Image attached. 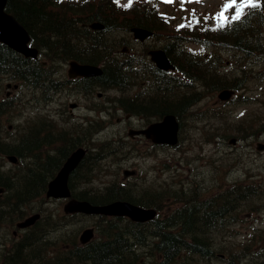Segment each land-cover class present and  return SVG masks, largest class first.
<instances>
[{"label":"trees","instance_id":"16d2710c","mask_svg":"<svg viewBox=\"0 0 264 264\" xmlns=\"http://www.w3.org/2000/svg\"><path fill=\"white\" fill-rule=\"evenodd\" d=\"M104 2L116 3L117 1L105 0ZM53 3L54 0H8V10L27 27L34 45L48 50L47 59L50 62L48 66H51V69H45L46 66L39 60L23 58L22 55L0 43V76L8 75L20 79L25 86L37 90L45 74L49 77L48 87L53 90L55 82L51 79V74L54 72L56 61L77 58L80 61L91 63L104 62V72L101 77L97 78L107 80L110 87H132L133 85L127 84V81L133 84L137 73L142 72L136 70L139 63L133 59L128 62L121 60L110 51V44L103 36L99 35L98 38L95 36L91 41H84L79 36L80 32L75 28L74 18L60 15L52 8ZM254 3L260 5L259 10H264V0H255ZM248 10L249 8H245L241 19L232 20L227 27L221 28L220 32L223 36L235 33L236 39L232 40L235 48L252 55L254 51H258L256 46L250 48L249 44L253 39L246 44L243 42H246L251 34L259 33L258 24L264 21V15L261 14L257 18L255 15L251 17L248 15ZM133 24L135 20H129V24L127 21L125 26L129 27ZM196 33L200 39H206L209 34L202 31H196ZM90 42L91 45L84 49L90 52L85 56L79 50L80 46L88 45ZM175 46L177 42L171 43L166 50L172 56L176 66L187 67L190 77L216 86L226 84L221 77L224 74L217 71L216 66H212L214 61L205 65V62H202L204 59L195 58L189 53L186 54V59L182 60L180 53L178 54V51L174 49ZM148 68L149 73L156 74L158 87H174L172 74L159 71L153 63ZM158 76L163 78L159 79ZM93 82L91 83L92 89H94L93 85L98 84L103 88L109 87L106 83ZM188 97V93L176 94L174 92L172 97L165 94L162 98L159 93L150 103L137 104V99H131L124 105L129 110L136 111L135 108H141L162 115L170 111L179 112L183 106H189L191 98L187 99ZM9 104L10 102L1 98L0 95V154H16L20 161L11 168H4L0 163V186L4 188L3 193L0 194V227L14 226L17 220L35 210L34 204L37 205L39 202L42 204L45 200L49 180L57 173L69 152L72 151L70 149L73 148L72 143H69L54 149L59 139L71 142L70 140L74 137L77 140L76 143L80 142V136H78L80 129H77L75 136L61 133L59 138V132L57 133L53 126L46 129L38 127L25 129L19 138L4 136L2 117L7 112ZM96 124H94L93 132L99 128ZM109 149L110 145L97 146L94 153L88 154L83 160L76 171V178L73 177L75 173L73 174L71 187L76 197L88 199L93 203H106L119 198L134 200L129 190L117 184L93 190V192L77 185V181L81 178L87 179L93 170L95 173L99 169V160L107 153L114 151ZM137 201L142 203L141 200L137 199ZM37 210L45 211L42 206ZM203 210L199 208L191 211L187 206L180 207L174 211L173 216L157 217L153 222L146 224H138L129 220L121 222L124 219L107 221L105 223L107 227L103 231L106 235L104 239L84 246L77 244L76 255L72 253L73 249L70 247L68 250L63 248L56 264H76L78 261H89V264H200L199 257H204L212 251L208 236L197 231L198 227L203 225L200 219ZM56 225H58L56 219L51 213L45 211L43 218L38 220L33 227ZM40 242L33 233L28 235L25 239V251L30 250L31 252ZM23 249V243H17L5 258V264H27L28 260L30 264L34 259H37V264H55V260L47 261L42 257L35 258L31 254L24 256L22 255ZM255 264H264V261Z\"/></svg>","mask_w":264,"mask_h":264},{"label":"rangeland","instance_id":"374dc122","mask_svg":"<svg viewBox=\"0 0 264 264\" xmlns=\"http://www.w3.org/2000/svg\"><path fill=\"white\" fill-rule=\"evenodd\" d=\"M61 4H66L68 1L74 3L88 2L94 3L97 0H57ZM122 6H137L140 10H149V8H157L160 17H157V23L167 20L168 24L164 22V26L160 29V34L175 33V32H187L194 33L196 31H208L213 33L218 31L217 16L225 4L229 3V0H118ZM241 3V0H236V4ZM88 4V5H89ZM87 5V6H88ZM144 6V7H143ZM235 5L230 6L224 12V16L227 17V23L231 19V16L235 14ZM159 19V20H158ZM224 17L220 22H223ZM158 34L154 39L149 40L146 44L156 45L161 44L166 40V37ZM126 43L132 41V36L127 34L125 36ZM134 44V43H133ZM189 48L194 49L197 52H209L219 55L221 62L219 63L218 70L225 73V79H233L238 75L236 67L240 64L248 62V58L242 55L236 56L232 52L227 51L228 48H223L216 44L210 47L201 44L197 45L191 42L190 38L185 42ZM132 45V44H131ZM130 46V45H129ZM142 45L134 44L131 46V53H139ZM232 51V50H231ZM136 52V53H135ZM264 53V52H263ZM262 53V54H263ZM235 54V53H234ZM230 61V63H228ZM253 67L247 70L248 78L244 79L243 85L238 89L236 94L241 95L240 99L243 101H234L227 104L220 102L218 98L219 88L216 86H210L204 88L199 94L200 87L195 85L192 89L189 87L190 95L197 94L200 100L196 105L185 115L183 123L182 143L177 148L169 150H148L143 149V145H138V149L134 150L133 147H129L127 150L118 151L113 156L114 163L110 162V159L105 161L104 164L107 167L103 172L99 173V177L94 183H89L85 186H103L105 183H109L112 177H115L120 173L119 178L121 180H133L132 183L143 188L163 189L172 183L177 178H182V181L193 179L197 177L204 180L206 175H210L212 168L218 173L216 168H219L221 173L226 172L225 179L234 180L246 178L248 181L264 180V153L262 158L259 157L257 162H254L252 153L246 151H234V150H249L247 147V140L242 136H237L239 131L243 130L246 126L247 120H253V114L258 118L264 117V57L255 58L252 63ZM206 65V63H205ZM65 72L67 73V65L65 66ZM254 72V73H253ZM213 82L212 80H210ZM216 88V89H215ZM14 97H19L17 104L6 115L5 124L14 123L16 128L10 134V136H18L19 133L25 131L27 125L37 118H42L45 105L39 100V95L32 94L31 89L21 88L15 91ZM5 93V90L4 92ZM107 95H113L109 93ZM60 104L65 100L79 101L81 107L74 112L68 111L72 120H82L86 116H92L97 114L93 109L88 107L89 103H83L79 100V96L75 98V94L72 96L61 94ZM28 99L30 102L28 103ZM104 100H106L104 98ZM102 100L108 106L107 102ZM58 101V100H57ZM57 101L51 103L44 113L58 112L60 105ZM192 113V115H191ZM124 113L119 112L112 119H108V131L103 135V138L110 137L114 131H123L124 124H116L118 118H123ZM116 122V123H115ZM251 122V121H250ZM264 124V120L261 123ZM113 131V132H112ZM111 132V133H107ZM239 139L236 145L229 144L231 138ZM233 154L239 155L237 163L230 159ZM217 156V157H216ZM216 157L215 161H210L208 158ZM5 166L10 167V162L4 160ZM235 164V165H233ZM125 168H136L139 172L135 178H124L122 171ZM209 178V177H208ZM187 184V182H184ZM82 187V186H81ZM41 204V202H39ZM63 201L51 199L49 202L41 204L46 207L47 210L63 213ZM36 205V204H35ZM241 217H245L248 220L249 227L242 229L247 238L241 240L242 235H236L237 242L249 241L251 235L256 232L255 228H264V207L253 211V215L249 214L248 210H242ZM84 218L81 222H85L83 225L92 224L95 218ZM75 222V220L69 221ZM65 228L66 232H70L73 227ZM82 226V225H81ZM2 230L0 229V232ZM68 234V233H66ZM223 239V238H222ZM241 240V241H240ZM221 244H225L224 239ZM256 244H254V248ZM257 248V247H256ZM255 248V249H256ZM212 264H222L219 260H214Z\"/></svg>","mask_w":264,"mask_h":264},{"label":"water","instance_id":"95a60500","mask_svg":"<svg viewBox=\"0 0 264 264\" xmlns=\"http://www.w3.org/2000/svg\"><path fill=\"white\" fill-rule=\"evenodd\" d=\"M7 0H0V40L8 44L17 51L23 52L26 55H37V50L29 46L30 35L26 28L15 19L11 14L5 11ZM136 35L144 37L149 31L134 28ZM158 65L163 68H169L173 65L170 63L165 54L158 58ZM101 71L99 67L94 65H81L75 61L71 62V71L73 75L85 74L91 75ZM179 124L174 115H168L163 121L151 125L145 132L158 142L176 143L178 136ZM85 155V150L79 148L74 151L66 160L56 177L50 181L47 191L48 196L54 197H68L71 195L68 186V179L70 173L77 167L81 159ZM16 160L15 157H10ZM66 211H81L85 213H105L114 215H129L132 219L137 221H146L154 218L156 214L155 209H145L131 204L127 201H115L113 203L104 205H94L86 200L70 199L65 204ZM39 214H35L17 223L18 226H28L35 222ZM93 229L88 228L84 230L81 235L82 241H88L92 236Z\"/></svg>","mask_w":264,"mask_h":264},{"label":"flooded vegetation","instance_id":"af4514ba","mask_svg":"<svg viewBox=\"0 0 264 264\" xmlns=\"http://www.w3.org/2000/svg\"><path fill=\"white\" fill-rule=\"evenodd\" d=\"M103 14V13H102ZM101 21L104 23V25L107 24V19L100 17ZM83 26H86V24H84ZM79 36L84 40V41H91L93 39V35L90 34L89 30L84 31H80ZM145 42V41H144ZM144 42H141V44ZM89 45H84V46H80V49L82 52H84V49L87 47H89ZM88 52V51H86ZM138 60L140 61V65L143 69V71L141 73H137L136 76V80H134V83L131 84L127 81V84L129 85H134V89L132 88H120V87H116V86H112L113 88H116V92L122 93V95H126L132 91H140L139 95L140 96L142 94L143 90H150L153 88V86L156 85L157 81L156 80V74H151L149 73V68L146 64V61L144 60V56L142 53L138 54ZM104 71L101 72V74L93 76H77V77H65L64 74L62 72H56L55 77L57 79V82L59 83H68L70 82L68 85L70 87V91L73 92L75 94V98L77 96H79V100L81 102H85V103H89L91 102V98L90 97V93L92 92V87H91V83L95 80L94 82H101V83H106L107 85L109 84V82L105 79L102 78H97V77H101V75L103 74ZM159 79L163 78L158 76ZM93 82V83H94ZM109 86V85H108ZM110 87V86H109ZM94 88V85H93ZM62 90H59V93ZM104 94V93H103ZM102 94H100L98 97L100 99L104 98L105 95L101 96ZM76 100V99H75ZM139 100H142V98H139ZM107 102V101H106ZM88 104V107H90ZM74 105H76L79 109L81 107V103L78 101L74 102ZM62 111V109H61ZM154 117L149 115V114H145L143 112V110H137L135 112L134 116H131L129 114H124V117L122 119H118V123L120 124H124V129L123 131H120L119 134L121 135L120 137H125L127 143L129 142H133L134 144L137 145H143V149H148L151 150V148H158L159 146L157 144H155L153 141H151L150 139H148L147 137H145L142 134L136 133L137 130H140L144 127H146L148 125V121L153 120ZM156 120V119H154ZM256 126H251V130L248 131L247 133V137H248V144L247 146L250 148V152L251 150L254 152V154H257L256 159L262 158V153H264L263 150H260L261 147L264 148V129H260L259 130V126L257 128H255ZM88 133V132H87ZM133 133V135H132ZM123 134H127V136L123 135ZM256 159H254L256 161ZM220 206V205H218ZM204 210L203 215L201 216L200 219H202L203 221V225H207L208 227H210V229L212 231H219L221 228L218 225L219 223L222 224V218L224 219H229L230 220V224L233 223L232 218L235 217V214L233 212V210H227L224 213L220 210H208L207 208V204L203 203L202 207ZM199 209V208H198ZM32 230V229H29ZM21 236V242L23 243L24 249L22 252V255H27V253L25 252V231L22 234H19L17 231H14V237H20ZM28 264V262H27Z\"/></svg>","mask_w":264,"mask_h":264},{"label":"snow or ice","instance_id":"6c2138e0","mask_svg":"<svg viewBox=\"0 0 264 264\" xmlns=\"http://www.w3.org/2000/svg\"><path fill=\"white\" fill-rule=\"evenodd\" d=\"M232 5H235L236 8L235 14L231 16V20L233 21L241 19L243 15V10L245 8H255L258 6L256 3H254V0H241V3L239 4H236V0H229V3L225 4L223 9L216 14L218 20L217 23L218 28L224 27L225 24L227 23V17L224 16V12ZM222 17H224V20L223 22H220Z\"/></svg>","mask_w":264,"mask_h":264},{"label":"bare ground","instance_id":"6f19581e","mask_svg":"<svg viewBox=\"0 0 264 264\" xmlns=\"http://www.w3.org/2000/svg\"><path fill=\"white\" fill-rule=\"evenodd\" d=\"M84 190V189H83ZM79 191V190H78Z\"/></svg>","mask_w":264,"mask_h":264}]
</instances>
